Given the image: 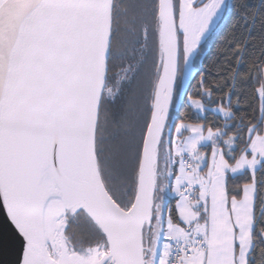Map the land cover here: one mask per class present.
<instances>
[{
    "label": "snow or ice",
    "instance_id": "6c2138e0",
    "mask_svg": "<svg viewBox=\"0 0 264 264\" xmlns=\"http://www.w3.org/2000/svg\"><path fill=\"white\" fill-rule=\"evenodd\" d=\"M0 213V264H264V0H0Z\"/></svg>",
    "mask_w": 264,
    "mask_h": 264
},
{
    "label": "trees",
    "instance_id": "16d2710c",
    "mask_svg": "<svg viewBox=\"0 0 264 264\" xmlns=\"http://www.w3.org/2000/svg\"><path fill=\"white\" fill-rule=\"evenodd\" d=\"M227 30H228L227 29V25H225L224 27H222L219 30L217 36L212 41L209 42V44L207 46V58L204 59V61H203V63H204L205 66L210 67L211 66L210 65V62L213 60V58L220 55L218 53L217 49L222 46V38L224 37V34L227 32ZM196 79H198V76L195 77V78H193L190 81V84H189V86H188V88L186 90L189 94H192L194 98H197L195 96ZM200 98L203 99L202 97H200ZM181 103L182 104H181V106L179 107V109L177 110V113H176L177 116H179L180 118H183V114L185 112H188L189 115H194V113L192 112V109L189 106V103H188V100H187V96L184 97V99H183V101ZM214 106L215 105H213V107ZM172 111H173V109H172ZM238 111H240V110L238 109ZM207 115L209 116V118H211V112H209ZM189 122H197V121H195L193 119V120H190Z\"/></svg>",
    "mask_w": 264,
    "mask_h": 264
},
{
    "label": "rangeland",
    "instance_id": "374dc122",
    "mask_svg": "<svg viewBox=\"0 0 264 264\" xmlns=\"http://www.w3.org/2000/svg\"><path fill=\"white\" fill-rule=\"evenodd\" d=\"M191 81V80H190ZM190 81L186 82L185 85H184V90H187L189 84H190ZM184 95H182L181 97H179L178 99L175 100L174 102V108H173V111H172V115L173 117H176L177 116V110L179 109V107L181 106V102L183 101L184 99Z\"/></svg>",
    "mask_w": 264,
    "mask_h": 264
},
{
    "label": "water",
    "instance_id": "95a60500",
    "mask_svg": "<svg viewBox=\"0 0 264 264\" xmlns=\"http://www.w3.org/2000/svg\"><path fill=\"white\" fill-rule=\"evenodd\" d=\"M2 215H3V214H2V213H0V217H2Z\"/></svg>",
    "mask_w": 264,
    "mask_h": 264
}]
</instances>
